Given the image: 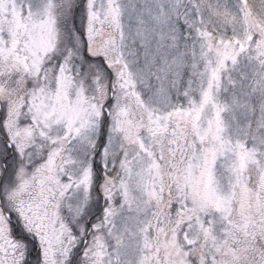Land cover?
Returning <instances> with one entry per match:
<instances>
[{"label": "snow or ice", "instance_id": "snow-or-ice-1", "mask_svg": "<svg viewBox=\"0 0 264 264\" xmlns=\"http://www.w3.org/2000/svg\"><path fill=\"white\" fill-rule=\"evenodd\" d=\"M0 264H264V0H0Z\"/></svg>", "mask_w": 264, "mask_h": 264}]
</instances>
